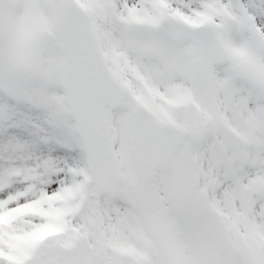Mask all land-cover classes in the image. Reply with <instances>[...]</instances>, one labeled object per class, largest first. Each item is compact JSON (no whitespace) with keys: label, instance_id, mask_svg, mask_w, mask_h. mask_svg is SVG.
<instances>
[{"label":"snow or ice","instance_id":"snow-or-ice-1","mask_svg":"<svg viewBox=\"0 0 264 264\" xmlns=\"http://www.w3.org/2000/svg\"><path fill=\"white\" fill-rule=\"evenodd\" d=\"M0 264H264V0H0Z\"/></svg>","mask_w":264,"mask_h":264}]
</instances>
